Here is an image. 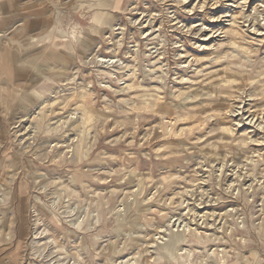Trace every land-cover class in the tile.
Instances as JSON below:
<instances>
[{
	"label": "rangeland",
	"instance_id": "374dc122",
	"mask_svg": "<svg viewBox=\"0 0 264 264\" xmlns=\"http://www.w3.org/2000/svg\"><path fill=\"white\" fill-rule=\"evenodd\" d=\"M0 27V264H264V0H0Z\"/></svg>",
	"mask_w": 264,
	"mask_h": 264
},
{
	"label": "bare ground",
	"instance_id": "6f19581e",
	"mask_svg": "<svg viewBox=\"0 0 264 264\" xmlns=\"http://www.w3.org/2000/svg\"><path fill=\"white\" fill-rule=\"evenodd\" d=\"M204 4H205V3H204ZM194 5H195V4H194ZM152 12H153V11H152ZM1 57H2V56H1ZM1 57H0V58H1ZM41 99H42V98H41ZM62 143H63V142H62ZM55 160H56V159H55ZM55 229H56V228H55ZM58 230H59V229H58Z\"/></svg>",
	"mask_w": 264,
	"mask_h": 264
},
{
	"label": "crops",
	"instance_id": "0c3cea01",
	"mask_svg": "<svg viewBox=\"0 0 264 264\" xmlns=\"http://www.w3.org/2000/svg\"><path fill=\"white\" fill-rule=\"evenodd\" d=\"M0 28H1V27H0ZM1 58H2V57H1ZM1 58H0V59H1Z\"/></svg>",
	"mask_w": 264,
	"mask_h": 264
}]
</instances>
